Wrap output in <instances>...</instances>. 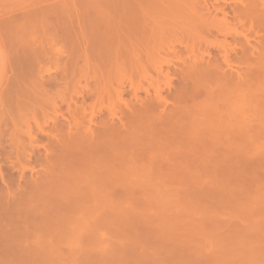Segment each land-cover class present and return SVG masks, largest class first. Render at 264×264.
<instances>
[{
    "label": "rangeland",
    "instance_id": "obj_1",
    "mask_svg": "<svg viewBox=\"0 0 264 264\" xmlns=\"http://www.w3.org/2000/svg\"><path fill=\"white\" fill-rule=\"evenodd\" d=\"M113 1L0 0V206L2 208L8 203L12 206L10 210H14V206H16L14 208L27 206V209L34 211L37 207L40 210L42 203V205L47 203L48 198H45L46 201L44 199L47 196V192L44 196V191H47L45 185L48 186L55 179L52 177L59 175L58 163L55 164V158L57 159L61 148L58 149V143L61 144L68 135L61 137L67 129V125L64 126L62 122L73 121L71 118L74 117L76 121L79 120L77 121L79 125L80 119L84 116L83 109L89 107L90 111H96L92 113H95L98 118L97 124H100L99 117L106 118L108 110L114 106L119 107L121 97L119 91H124L122 101L132 103V91L137 89L149 88L151 94L154 93V89L159 91L162 97L169 101L168 110H171L173 109L171 104L174 103L171 94L180 86L177 73L184 66L183 63L192 65L205 51H211L212 57H215L218 54L215 50L224 43L225 36L228 37L229 43H234L229 35L230 27L222 20L223 16L219 14L217 19H214L216 21H213L212 17L206 15L203 10L205 0H179L170 5L171 7L165 6L161 9L148 2L151 7L138 15L134 12L130 14V10L127 11L124 4L115 5ZM129 1L135 3L140 0ZM215 1L208 0L211 4ZM234 1L226 0L228 3L232 2L231 4ZM239 1H245L247 4L252 2L236 0ZM118 5H121L122 10ZM143 18L151 19L149 26L145 28L140 26ZM153 18L156 19L157 24L154 23ZM230 21L232 22V19ZM126 24L130 26L126 27ZM121 29L123 32L117 34ZM154 30L158 32L155 42L149 43L146 38L145 40L139 38L138 34H143L142 31L153 33ZM238 30L241 31V28ZM174 32L176 33L172 34ZM136 35L139 39H136ZM188 49L190 52L187 51ZM174 50L177 52L176 55L173 54ZM158 67L162 72H159ZM170 84L173 87L171 92L167 89ZM138 96L139 99L141 97L143 99L146 94L140 92ZM236 97L234 96L233 100H236ZM120 107L123 108V105ZM85 112L90 113L88 110ZM104 114L106 117L103 116ZM84 120L83 123L86 125L87 119ZM235 122H232L233 126L240 129L242 125L240 122L237 123V118ZM81 124L82 122L79 126L81 130L78 129V125L77 128L73 126L76 130L72 133L84 132L85 128L82 126L84 124ZM56 135H59L58 138L63 141L55 138ZM195 139H197L196 133ZM245 143L244 147H248L249 142ZM195 144L198 145V139ZM199 145L201 147L200 143ZM262 145L261 143L260 146ZM189 146L191 148H188V153H192L196 148ZM224 148L230 150L231 146L228 144ZM194 152L197 153L195 150ZM46 154L51 155L48 158L49 165ZM197 157L190 169H188L190 162L187 164V160L184 163V159L177 158L176 165L174 162L170 163L175 169L178 167L177 171L164 175L132 176L128 181L145 184L146 188L136 191L132 195L134 199L122 200V192L118 194L116 199L121 197L120 202L126 203H119L114 210L103 208L96 214L87 211L84 219L80 213L69 214L62 234L52 241L54 254L45 257L47 261L40 264H117L115 261L119 260V257L115 259L114 256L120 248H124L123 256L124 252L128 253L132 249V242L136 244L139 241L143 244L144 241H149L157 235H166L168 229L174 230L171 221L174 222L175 218L178 220L177 216L181 220L178 227L181 239L177 235L179 240H174L178 232L175 228L173 235L171 234L167 239L169 241L154 245L144 243L145 246L137 249L139 254L151 256V264H163V255H167L168 264H202L205 256L210 257L211 260L214 253L212 249H208V243H212V238L215 237L212 229L213 221L220 219L226 223L219 233L226 238L228 246L232 245L233 225H229V221L233 222L234 218L242 216L241 203L248 198L249 191L246 193L247 197L242 198L241 196L246 195L239 194L241 189L236 188L238 185L235 180H230V177L225 179L226 175H229L227 172L231 170L228 157L217 155V158H209L211 161L206 159L207 164L196 161ZM251 157L254 158L255 155ZM50 158L54 160L51 161ZM66 159L69 161L68 156ZM204 164L207 167H204ZM241 164L243 163H240L239 168ZM213 166H216L215 172ZM232 169L235 171L236 168L232 167ZM255 170L254 173L251 171L252 174L250 171L247 173L248 170L243 173L250 177L256 175L255 173L260 174L258 173V170L261 171L260 166H256ZM247 187L245 186V189H249ZM231 189L235 192L232 191V197L225 192ZM216 190L219 191L218 194ZM237 190L239 193L236 197ZM222 192L228 196L219 197ZM239 196L242 200L245 199L240 204L238 202L242 200L238 198ZM139 197L146 201L143 202L144 205ZM252 197L246 200V204L244 203L246 208L252 206L251 202L248 203ZM41 198L45 202L41 201ZM220 199L223 200L224 205ZM13 200L16 201H14L16 205L14 202L11 204ZM177 201L181 203L179 209H186L184 212L179 211ZM147 202H150L149 206ZM231 204L241 209L230 207ZM175 205L176 212L173 211L175 208H172ZM216 205H219V208H216L218 207ZM45 206L41 207L47 208L48 203ZM225 207L226 211L222 212ZM10 210H3V214ZM42 211L44 212L43 209ZM36 214H40L39 211ZM95 219L99 221L98 226H101V223L105 224L103 229L101 227L103 231L95 230L100 228L93 224ZM151 219L153 222L148 227L145 226ZM81 221L88 226L82 229L84 226L80 225ZM109 221L114 223L115 229ZM234 222L241 223V220ZM125 223H128L127 226ZM243 223L242 221L241 224ZM91 234H95L96 238H92ZM198 235L201 236L195 241V236ZM190 240L192 243L188 242ZM205 243L207 246L202 249L201 246ZM183 252L184 257H182ZM124 258L129 264H142L139 256L134 258L127 254ZM208 263L212 264L211 261Z\"/></svg>",
    "mask_w": 264,
    "mask_h": 264
},
{
    "label": "bare ground",
    "instance_id": "obj_2",
    "mask_svg": "<svg viewBox=\"0 0 264 264\" xmlns=\"http://www.w3.org/2000/svg\"><path fill=\"white\" fill-rule=\"evenodd\" d=\"M177 1L179 0H140L131 3L129 0H114L113 4H124L126 10L131 11H129L130 14L134 12L135 15H138L151 7L148 2H152L161 9ZM251 1L247 4L245 1L236 2L235 0L233 4H231L232 2H229V4L226 0H221L223 4L219 5L220 0H216L212 4L205 0L203 10L206 15L216 21L214 19H217V16L221 14L224 23L230 27L229 35L234 43L230 42L233 45L230 44L227 40L228 37L225 36L224 43L220 44L221 47L218 46L215 50L218 52V54L216 53L218 58L216 56L212 57L211 51H205L202 54L203 56L201 55L192 65L183 63L184 66L177 73L180 86L171 94L174 100V103L171 104L173 109L168 110V107H170L169 101L163 98L161 93L155 89L153 94L150 93L149 88L133 90L132 99L134 103L132 101V103L122 101L121 97L124 91H119L118 94L121 95L119 107L114 106V108L108 110L109 112H106L108 113L106 116H108L103 115L106 118L99 117L100 124H97L98 118L94 112L92 113L95 110L90 111L91 108L89 110V107L83 109L84 106L82 109L85 117L83 116V119L80 117V122L84 125L83 120L86 121L87 119L85 126L81 124L85 128L84 132L72 133L73 130H76L77 121H79H76V118L72 116L73 121L66 120V123L62 122L64 126L67 125L68 130L64 131L63 128V133H66L61 134V137L63 138L62 135L68 134V138L66 136L63 141L60 137L58 138L59 135L54 136L63 141L61 142L63 147L58 143V149L61 148L57 159L55 158L56 162L54 161L55 164L58 163L59 175L52 177L55 179L48 184V186L51 185L49 188L45 185L47 191H44V196L45 192H47V196L44 199L48 198L47 201L45 199L48 203L47 208H42L47 203L45 205H42V203L40 210L35 207L34 211L27 209V206L26 208H14L16 207L14 206V210H10L12 206L8 203L5 206L6 209L0 206V209H2L0 211V264H40L47 261L45 257L52 256L55 252L52 241L62 234L69 214L80 213L84 219L87 211L96 214L103 208H108L110 211L114 210L117 205L119 206V203H126L120 202L122 198V200L131 199L136 191L146 188L145 184L128 181L132 176L164 175L177 171L178 167L175 169L170 164L171 162L175 163L177 158L184 159V163L187 160V164L190 162L188 164V169H190V166L195 164V157L199 156L196 161L206 163L208 160L211 161V159L217 158V155L228 157L230 160L231 170L227 172L229 175L227 174L225 179L230 177V180L234 179L236 184L240 185L239 187L236 185V188L241 189L239 190L241 192L239 193L237 190L235 196H238L237 193H245L246 196L241 197H247L246 193L249 191L248 198L253 196V200L250 198L252 201L250 200L248 203L251 202L250 205L252 206L246 208L244 203L246 204L248 198L243 199L245 200L243 202L240 196L238 197L242 201L237 202L239 204L243 202L241 203L242 209H249L248 211L243 209L242 212V209L238 208L237 205L235 206V204L230 206H235V209L238 208V210L241 209L242 216L234 219L241 220V223L244 222L242 225L239 222H234L235 220L233 222L232 220L229 221V225H233L232 245L228 246L226 238L219 233V231L222 232V227L226 223L220 219L213 221L212 229L215 237L212 238V243H208V249H212L214 254L211 260L210 257L205 256L202 259V264H209L210 261L212 264H264V141H261L264 140V2H261L262 0ZM120 9L122 10V7ZM117 19L121 20L120 18ZM150 21L151 19L143 18L140 21V26L145 28L149 26ZM153 21L155 24L158 23L155 18H153ZM128 26L130 25L126 24V27ZM118 27L121 28V26ZM239 28H241V31L238 30ZM123 29L117 34L123 32ZM142 33L138 34L140 35L139 38L142 37L144 40L146 38L149 43L155 42L158 37L156 30L153 33H146V31H142ZM138 35H136V39H139ZM187 51L190 52L189 49ZM176 53L174 50L173 54L176 55ZM159 70V72H162L161 68ZM167 89L171 92L172 85H168ZM140 92H144L146 97L139 99L138 94ZM234 96H237L236 100H233ZM121 104L123 108L120 107ZM84 110H88L90 113ZM236 118L237 123L240 122L242 125L240 129L232 124V122L236 123ZM80 122L78 129H80ZM73 126L76 128H73ZM195 133L198 145L195 144L197 140L195 139ZM57 139L55 140L58 141ZM247 141L249 142L248 147L245 143ZM243 142L246 144L245 147ZM261 143L262 146H260ZM228 144L231 146L230 150L224 148ZM255 144H260V147ZM188 145H191L193 149L196 148L194 150L197 153L194 150V153H188V148H191ZM251 155H255V157L253 158ZM49 156H45L48 165ZM67 156L69 161L66 159ZM53 160L51 159V161ZM241 162L243 164L239 168ZM206 164L203 166L207 167ZM50 165L52 164L50 163ZM256 166H260L261 171L258 170L260 174L255 173L256 175H252L253 177H250V175L245 176L243 172L248 170L247 173L249 171L254 173ZM213 167L215 172L216 166ZM232 167L236 168L235 171ZM231 172L233 175L230 174ZM245 186H248L249 189H245ZM42 188L44 189V186ZM232 191L231 189L225 192H228L229 196L232 197L234 192ZM217 192L219 193L216 190ZM120 193L122 198L120 197L117 200L116 196ZM7 195L9 196V194ZM36 195L38 196V194ZM219 195V197L225 195V198L227 194L222 192ZM236 197L234 198L236 199ZM42 199L41 201L44 200ZM139 200L142 203L146 202L143 199L141 200L140 197ZM222 201L220 199V202ZM177 203L179 209L181 206L179 205L180 201H177ZM222 203L220 204L222 205ZM147 205L149 206L150 202ZM228 205H230L229 201ZM177 206H172L173 209L175 208L173 211L177 209ZM216 206H218L216 208H219V205ZM7 209L10 211L3 214V210ZM181 210L179 209V211ZM222 210L223 208H221ZM38 211L40 214H36ZM179 211L177 210V213ZM221 211L219 212L221 213ZM224 211H226V207L222 212ZM177 217L178 220L175 218L174 222L173 220L172 223L170 222L174 230L167 228L166 235H157V237L144 241V243L146 245L163 243L171 237L175 228L178 231L176 237L177 235L179 237L178 227L181 220L179 216ZM93 222L99 228L98 219L93 220ZM152 222L151 219L145 226L148 227ZM245 223L247 224L244 225ZM113 224H111L112 227ZM125 224L127 226L128 223ZM80 225L84 226L82 229L88 226L83 221L80 222ZM196 226L198 227V224ZM196 226L195 228H197ZM101 227L103 229L105 224L101 223L99 230H95L103 231ZM114 227L113 229H115ZM75 228H79V226H75ZM92 235V238H96L95 234ZM199 236L201 235L195 236V241L199 239ZM178 237L174 240L178 241ZM179 238L181 239V236ZM188 242H191V240ZM144 243L138 241L135 244V242H132V249L128 253L124 252L123 256L124 248H120L114 256L115 259L119 257V260L115 262L117 264H129L124 258L129 254L134 258L139 256L142 264H151V256L143 253L139 254L137 251L139 247L145 246ZM206 246L207 243L201 248L205 249ZM82 249L81 252H83ZM107 251L105 252L107 253ZM183 255L184 252L182 257H184ZM162 258H164L162 263L168 264L166 263L168 262L167 255H163Z\"/></svg>",
    "mask_w": 264,
    "mask_h": 264
}]
</instances>
